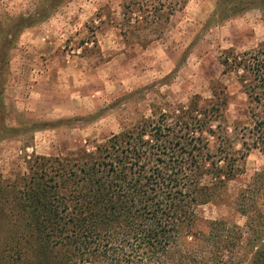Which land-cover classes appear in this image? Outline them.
Wrapping results in <instances>:
<instances>
[{
    "label": "trees",
    "instance_id": "16d2710c",
    "mask_svg": "<svg viewBox=\"0 0 264 264\" xmlns=\"http://www.w3.org/2000/svg\"><path fill=\"white\" fill-rule=\"evenodd\" d=\"M64 1L42 0L37 5L46 11L36 6L15 17L11 28L18 35ZM157 3L146 26L160 27L175 10ZM250 7L264 9V0H217L209 21ZM127 22L141 21L128 16ZM220 63L247 96L251 124L239 129L241 147L237 126L225 122L224 86L218 93L212 84L210 98L196 94L172 103L91 147L83 143L65 156L32 153L25 171L0 179V221L12 223L4 247L22 264H264V204L254 207L249 188L234 201L253 233L245 259L237 256L241 226L207 219L198 209L223 199L250 149L264 154V44L224 50ZM5 64L0 55V67Z\"/></svg>",
    "mask_w": 264,
    "mask_h": 264
},
{
    "label": "rangeland",
    "instance_id": "374dc122",
    "mask_svg": "<svg viewBox=\"0 0 264 264\" xmlns=\"http://www.w3.org/2000/svg\"><path fill=\"white\" fill-rule=\"evenodd\" d=\"M10 1L0 0V55H6L0 67V179L25 171L32 153L65 156L172 103L196 94L210 98L212 84L218 93L224 86L225 122L237 126L241 147L239 129L251 124L248 100L236 74L223 72L220 57L229 48L243 52L264 44V9L250 7L216 23L209 18L217 0H164L175 10L159 27L145 24L158 0H67L16 35L15 17L42 0ZM125 2L130 7L124 10ZM128 16L141 22L131 27ZM240 169L222 200L198 209L207 219L241 226L237 256L245 259L253 233L234 201L247 187L249 201L262 208L264 154L250 149ZM11 226V219L0 221V264H22L3 245Z\"/></svg>",
    "mask_w": 264,
    "mask_h": 264
},
{
    "label": "crops",
    "instance_id": "0c3cea01",
    "mask_svg": "<svg viewBox=\"0 0 264 264\" xmlns=\"http://www.w3.org/2000/svg\"><path fill=\"white\" fill-rule=\"evenodd\" d=\"M192 0L186 1V4L190 3ZM14 2V0H11L10 3ZM205 1L202 2V0H198V3H204ZM29 28V27H28Z\"/></svg>",
    "mask_w": 264,
    "mask_h": 264
},
{
    "label": "snow or ice",
    "instance_id": "6c2138e0",
    "mask_svg": "<svg viewBox=\"0 0 264 264\" xmlns=\"http://www.w3.org/2000/svg\"><path fill=\"white\" fill-rule=\"evenodd\" d=\"M38 8L42 9L43 11H46V8L43 7L42 5H37Z\"/></svg>",
    "mask_w": 264,
    "mask_h": 264
}]
</instances>
